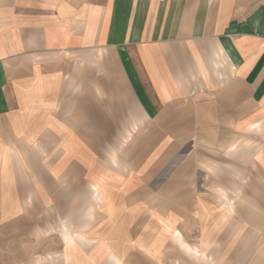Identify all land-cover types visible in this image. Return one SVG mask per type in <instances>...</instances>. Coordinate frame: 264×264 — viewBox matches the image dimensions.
Listing matches in <instances>:
<instances>
[{"label":"crops","instance_id":"crops-1","mask_svg":"<svg viewBox=\"0 0 264 264\" xmlns=\"http://www.w3.org/2000/svg\"><path fill=\"white\" fill-rule=\"evenodd\" d=\"M210 143L264 185V0H0V264H264V186L252 212L190 189ZM91 208L96 257L43 237Z\"/></svg>","mask_w":264,"mask_h":264},{"label":"rangeland","instance_id":"rangeland-1","mask_svg":"<svg viewBox=\"0 0 264 264\" xmlns=\"http://www.w3.org/2000/svg\"><path fill=\"white\" fill-rule=\"evenodd\" d=\"M104 147L107 151L112 150V148L109 149V146L107 145H104ZM240 148H241L240 144L238 146H235L233 149L232 146L229 148L222 146V145H219L218 147H216L215 144L210 143L207 146L205 145V147L202 146L196 149L198 150V153L196 151L197 162L199 163L202 161L205 164H203L204 166L203 168L202 167L199 168L198 166L197 168H193L191 173L188 175V177H191L190 179L191 188L190 189L193 190V192L197 196H204L205 198H209V196L207 197L205 195H202L204 194V192L205 194L209 192L208 194L211 193L213 195V196L210 195L211 197L218 199V201H215L213 199L212 201L198 200L197 203L200 205L201 209L204 208L203 203L208 205L206 209H211V207H213L212 210L217 211L218 213H221L220 211V209H222L221 207L226 208L227 203L228 205H230L231 208L236 209V211L238 210V212L241 211L243 203H244V208L246 204H249L247 206H249L248 208L251 210V212L254 208L257 207L252 200H248L247 196L249 197L256 196V194L259 191L261 190L263 191L264 185L258 184V180H260L259 179L260 177L257 174L259 171L257 170L256 166H254L255 163L253 161L251 163L247 161V159L251 156L252 152L250 151V152L242 153ZM122 156L123 155H118V157H122ZM199 178L201 179L200 188H201V191L203 192L200 195L198 194V191H197V182ZM122 182H124L123 185L126 183L125 177L123 178ZM86 188L88 189L89 193L93 194L91 185L89 186L88 184H86ZM227 193L228 194L230 193V195L231 194L235 195L234 199L233 200L231 199L228 202L220 200L222 198H226ZM90 196L91 194H89V197ZM90 200L93 202H96L95 196L92 195L90 197ZM145 203H146L145 200H141L140 202L137 203V205L139 206L137 207V209H139L137 214H141L142 212H148L149 206H147ZM212 204L213 205L216 204L217 208L213 206ZM90 205L91 204L89 203V206ZM160 209H161V204H160ZM194 209H196V205ZM98 211L97 209L94 210L91 208L89 209L88 212H84L82 215L79 214L81 217H83L87 221L89 220L88 226H83V227L78 228L77 230H74V232L72 233L73 235H71V233L62 232L60 228V224H61L60 221H58V223L56 221V225L52 224V226H49L50 219H48L47 221H43V225L45 226L43 227V229H46L47 231H49V229L51 228L53 229L57 227L58 230H56L57 233L54 232L51 234L50 232H47V233H43L42 235L43 237L52 235L54 236L52 237L53 239L57 237L56 241L59 242V246L61 245L59 248V251H61V253L64 251V246H63L65 245L64 240L67 237L68 239L73 240L72 242L74 244L75 250H83L80 247H84V250H83L84 253H88L90 257H93V256L96 257L98 254L97 249H96L97 246L95 247L93 244L95 243V241L102 239L101 238L102 234L109 233V229H110L107 223L105 227L102 224L99 231L96 230L98 227L97 223L99 219ZM198 213L201 215L203 214L202 212H198ZM211 214L213 213L211 212ZM79 215H76L74 218L79 219ZM188 219L192 220L191 223L189 221V225H191L192 229L194 228V226L195 228L196 227L199 228L201 218H195L194 216H191V217H188ZM206 219H209V217H207ZM152 220L155 223V225L153 224V226L149 227V226L139 225L138 228L142 231L144 230V232H140L141 234L139 235H141L142 237L147 236L146 238L147 240H159V242L161 241L163 242L167 240L168 235H165L162 229L160 228V226H158V224H160L158 221L160 220V218H157L155 216L152 218ZM25 223H29V222L26 221ZM196 224L198 226H196ZM173 226H176V225H172V227ZM32 235L33 234H31V236ZM173 235L175 236L174 238L173 236L171 237V239L173 240L182 239L179 237L178 233L176 234L173 233ZM189 235L191 236H189L188 238H185V237L183 238L186 240H190V239L195 240V237H197L199 234H196V232L195 233L191 232V234ZM49 237L47 239H49ZM87 240L91 242L93 246L84 243V242H87ZM34 251H37V249H34V248L26 249V252H28L30 256H38V254L36 255ZM157 251L161 252L162 249H157ZM261 251L262 250H259V252ZM164 252L167 256L174 255L172 250L164 249ZM238 258L239 257H235L234 261L239 260ZM79 261L81 262V259H79ZM249 261L250 259L248 260V263Z\"/></svg>","mask_w":264,"mask_h":264}]
</instances>
